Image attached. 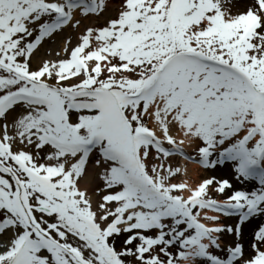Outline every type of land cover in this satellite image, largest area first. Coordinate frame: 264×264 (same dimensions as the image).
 <instances>
[{"label":"snow or ice","instance_id":"6c2138e0","mask_svg":"<svg viewBox=\"0 0 264 264\" xmlns=\"http://www.w3.org/2000/svg\"><path fill=\"white\" fill-rule=\"evenodd\" d=\"M106 8L0 0V264H264V224L250 251L239 242L264 215V0L236 15L224 0H122L33 68L43 42ZM93 153L95 208L80 187ZM174 156L230 162L259 187L215 199L233 185L174 183ZM225 232L237 242L220 256Z\"/></svg>","mask_w":264,"mask_h":264},{"label":"bare ground","instance_id":"6f19581e","mask_svg":"<svg viewBox=\"0 0 264 264\" xmlns=\"http://www.w3.org/2000/svg\"><path fill=\"white\" fill-rule=\"evenodd\" d=\"M242 2L244 4H246L247 7H250L251 4H252V0H242ZM112 3L113 2L111 0V5H113ZM93 22H94V18H92L91 16L89 18L83 19L80 29H78V30L76 29V31L72 34L73 37L76 38L77 40H79V36H80L81 32H83L84 26H87L89 24H93ZM70 28L71 27L66 28L65 30H63V31H65L64 34L58 35V36L55 35V37H57L58 39H61L64 36H68L69 34H71V30H69ZM62 40L63 39H61V41H60V48L61 49L59 50L61 52H62V49L64 47V43H63L64 40L63 41ZM77 40L71 41L72 44H77V42H78ZM72 46H75V45H72ZM45 47H46V44H44L42 46V48L39 49V51H38V53L36 55V58L33 59V61H32L34 63L33 68H35L36 65L41 60L50 59V56H42V53H43L42 51H43V49ZM52 53H53V51L51 52V54ZM62 58H63V56H62ZM176 138H177V140H179L182 137L177 135ZM182 146L187 149V148L193 147L194 144L185 143ZM169 161H172V158L171 159L169 158ZM176 167H181L182 169L183 168L187 169V175L186 176L183 175V174L179 175L180 179H181V182L184 181V180H188V182L191 185H193V186H195V185L200 183V181L198 180V177L202 174V172H201V169L198 166L190 164V163L186 162L183 159H179L178 160V164H177ZM225 168L221 169V168L216 167L215 170H214V175H223V176H225V178H227L228 181L233 185V188H235V190L247 191V192L252 191L253 187H252L250 182L244 181L242 178L241 179H237L235 173L232 174L230 172V170L225 169ZM97 172L98 171L95 172L94 170L92 172L91 170H89L87 168V174L80 181V185H81L82 189L87 190L88 193H90V194L93 191L91 189V185H92V183L95 182V180H96L95 177L97 178ZM253 186L255 187V184ZM91 197H92V201L95 202V200L93 199L92 194H91ZM96 205H97L96 203L93 205L94 208L96 207ZM252 225H254V224L252 223V221H250L249 223H246V224H244L242 226V234H241V237L239 238V242L243 245L245 251L249 248V245H250V243L252 241L250 239V234H249L251 232Z\"/></svg>","mask_w":264,"mask_h":264},{"label":"rangeland","instance_id":"374dc122","mask_svg":"<svg viewBox=\"0 0 264 264\" xmlns=\"http://www.w3.org/2000/svg\"><path fill=\"white\" fill-rule=\"evenodd\" d=\"M112 2H114L116 5L112 6L114 8V10H113L111 16L107 12L108 4H107L106 11L101 16H99V17H101V19L103 21L104 20H109L110 18H115L117 16V14H118L117 8L120 7L122 1L121 0H114ZM224 4H225V10L226 11H230L231 14H233V15L241 14V13L245 12L247 10V8H248L246 6V4H244L242 2V0H224ZM96 27H100V25H98ZM66 40H68V39H66ZM52 45L57 46V45H59V43H56L54 41L49 42L48 45H46V47L43 49L42 55L46 56ZM54 56H56V60L60 59V57L57 56L56 54ZM33 64L34 63L32 62V66H33ZM10 119H11V117H10ZM196 147H197L196 144H194L193 147L187 148V150H188V152L191 155H193L196 158H198V152L196 151ZM96 159H97V157H92L91 161H89V164H88L87 168L89 170H91L92 172H93V170L95 172L98 171L97 172V178L95 177L96 180L91 185V189L93 190L91 194L93 196V199L96 201V204H98L99 202H101V196L104 194L102 192H99V189L103 188V181L100 180L99 173H101L103 170L97 169V168L94 167V162H95ZM152 161L155 162L154 160H152ZM217 167L221 168V169L224 168V167H219V166H217ZM227 168H229V166H226L225 169H227ZM214 170H215V168L214 169L213 168L206 169L205 172H203V174L201 175L200 179H209V178H213V177H215L217 180H224L225 179V176H223V175H214ZM255 189H256V187L254 188V190ZM231 191H235V188L231 189V190H228L226 192V194H225L226 196L225 195L221 196L220 194L216 193L215 190L213 189L212 192H211V195L215 199L226 198L227 195L231 194ZM91 194L89 193L90 196H91ZM231 219L232 218H225L224 221H223V225H225V226H233L234 227L235 224L237 223V220H236V218H234L231 221ZM250 221H252V223L254 224V225H252L251 232L249 233L250 234V239L252 240L254 231L258 228V226L264 224V217L262 219L261 218H259V219L256 218L254 220H249L247 223H249ZM10 235H11V233H9V236ZM9 236H4V237L8 240ZM5 238L2 241H4V242L7 241ZM221 241H222V248L225 251L224 252L217 251L216 254L220 255V256H224L227 247L230 246V245H233L235 242H237V237L234 234H228V233L225 232V233L221 234ZM121 243H122L121 240L117 239L116 245H117L118 248L121 247ZM247 251H250V247L246 250V252ZM200 264H202V261L200 262Z\"/></svg>","mask_w":264,"mask_h":264}]
</instances>
